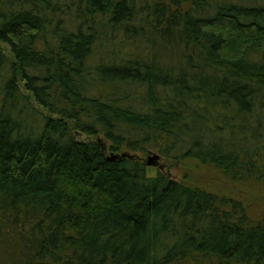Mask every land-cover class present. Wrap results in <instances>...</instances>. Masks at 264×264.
I'll use <instances>...</instances> for the list:
<instances>
[{"label": "trees", "instance_id": "trees-1", "mask_svg": "<svg viewBox=\"0 0 264 264\" xmlns=\"http://www.w3.org/2000/svg\"><path fill=\"white\" fill-rule=\"evenodd\" d=\"M204 170L264 186V0H0V264H264Z\"/></svg>", "mask_w": 264, "mask_h": 264}, {"label": "rangeland", "instance_id": "rangeland-1", "mask_svg": "<svg viewBox=\"0 0 264 264\" xmlns=\"http://www.w3.org/2000/svg\"><path fill=\"white\" fill-rule=\"evenodd\" d=\"M152 154L150 157H153ZM159 162H161L159 160ZM162 164V163H161ZM159 166L150 169V174L157 172ZM165 170V168H163ZM180 171L172 170L173 177H178ZM201 174H204L208 180H211L213 185L209 188L214 191H223L225 194L234 195L237 199L247 200L250 204V212L255 219L261 217L264 213V186L258 184H242L234 183L227 179L220 172L214 170H204Z\"/></svg>", "mask_w": 264, "mask_h": 264}]
</instances>
